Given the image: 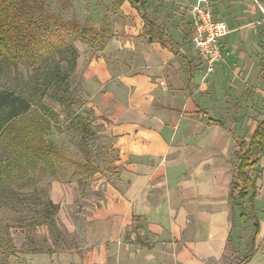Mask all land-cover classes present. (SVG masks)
<instances>
[{"label": "crops", "instance_id": "obj_1", "mask_svg": "<svg viewBox=\"0 0 264 264\" xmlns=\"http://www.w3.org/2000/svg\"><path fill=\"white\" fill-rule=\"evenodd\" d=\"M229 3L213 5L232 22ZM150 7L145 2L165 47L147 40L140 12L122 0L128 29L106 28L100 40H112L92 55L77 53L85 105L115 158L85 186L50 181L47 198L57 210L47 226L60 224L70 237L43 231L50 250L42 257L49 264H235L249 255L243 264H264V147L247 170L254 188L242 201L230 198L239 144L259 122L243 141L247 123L237 116L253 112L254 91L264 105V85L253 89L258 82L246 75L238 80L227 68L240 63L232 54L204 77V62L192 54V28L187 48L181 19L163 23ZM250 8L259 27L264 7L252 0ZM228 33L222 47L233 51ZM16 231L23 242V229Z\"/></svg>", "mask_w": 264, "mask_h": 264}, {"label": "rangeland", "instance_id": "obj_2", "mask_svg": "<svg viewBox=\"0 0 264 264\" xmlns=\"http://www.w3.org/2000/svg\"><path fill=\"white\" fill-rule=\"evenodd\" d=\"M121 1L33 0L30 14L40 16L43 18V23L45 22V28L41 27L38 38L47 45L45 49H40V54L45 58L44 62L51 64L53 59H58L56 47L59 44L71 42L77 49V53L90 51L92 55L100 46L112 40L106 38L105 40L99 39L90 42L80 38L76 31L55 21L74 20L80 25L87 21L93 28L99 30L108 28L111 32H115V29L122 25V30L125 31V27L127 28L131 22L119 9ZM193 1L145 0L148 6L151 5L148 9L159 14L163 23L175 24L179 23V18L181 19L182 34L187 48L190 47L191 36V27L188 21L189 5ZM206 1L213 17L225 19L228 26L230 24L229 29L233 30L228 33L227 39L228 43L232 45L233 51L223 50L221 40L223 58L218 63L222 64L226 57L228 58L232 54L234 59H239L240 63L227 68L231 71L236 69L238 80L241 79V75L248 76L247 80H250L251 77L256 78L258 83L252 88L261 90L264 85L263 12L259 27H254L253 18L248 13L251 9L252 0H225L226 3L231 1L228 5L232 8V12L229 11V14L233 16L232 22L220 14V8L213 5L216 0ZM258 3L264 7V0H258ZM255 5L257 11L260 12L258 5ZM192 54L203 66L199 56L193 51ZM44 62H41L40 58H32L18 64L16 69L8 64H1L0 89L23 90L26 87L25 83L32 75V68L42 66ZM202 68L204 77L208 76L204 66ZM68 81L72 94V99L68 104H62L58 101L60 91L54 88L48 91L40 104L35 102L36 106L44 105L47 111L41 109L48 118L47 128L42 131V135L55 145L61 155L53 157L50 165L43 166L41 162H38L34 169H11L9 182L0 183V191L4 193L0 201V238L2 240L0 242V264H49L42 257L50 250L43 231L46 229L53 230L65 240L70 237L60 224L56 227H48L54 226L53 224L56 223L55 212L48 205L47 191L50 181L53 179L60 182L77 181L80 185L85 186L89 183V178L94 172L105 173L112 169L110 164L115 155L110 148V139L104 133L103 125L95 121V116L85 105L84 85L82 77L76 72V68ZM256 92L259 95L254 98L250 107L253 112L237 116L247 123L246 129L242 131L241 139L243 141H246L244 140L245 137L249 135L250 130L264 115L263 99L258 91H254L253 94L255 95ZM35 108L33 105L32 109L35 110ZM3 163L4 156L2 157L0 145V167L3 166ZM90 167L94 168L95 171L87 169ZM52 170L53 174L50 173ZM19 229L24 231L23 242H21L16 231Z\"/></svg>", "mask_w": 264, "mask_h": 264}, {"label": "trees", "instance_id": "obj_3", "mask_svg": "<svg viewBox=\"0 0 264 264\" xmlns=\"http://www.w3.org/2000/svg\"><path fill=\"white\" fill-rule=\"evenodd\" d=\"M32 1L0 0V65L5 63L16 69L18 64L36 57L44 62L45 58L40 54V49H45L47 45L38 38L39 30L45 28V22L43 23L40 16L30 14ZM128 1L144 19L147 40H156L165 47L158 25L146 15L145 1ZM55 22L76 31L80 38L87 41L95 42L109 34L108 29L93 28L87 21L83 25L74 20ZM56 50L58 59H53L51 64L44 62L42 66L32 68V75L23 90L0 89V145L2 157L4 156L3 166L0 167V183L9 182L11 169H34L38 162L43 166L50 165L53 157L61 155L55 145L42 135V131L48 125V118L41 111L42 109L47 112L45 106L35 104V102L40 104L42 98L52 88L60 91L58 98L60 103L68 104L72 99L68 80L76 68L77 49L71 42H67L59 44ZM33 105L36 107L35 110L32 109ZM208 123L222 125L218 120L211 118H208ZM263 147L264 117L257 123L248 142L245 145L239 144L238 163L234 168V178L230 185L232 203L235 199L242 201L248 190L254 188L247 170L255 165ZM87 169L95 171L91 167ZM50 173L53 174V170ZM1 188L3 189L2 186ZM3 196L4 193L0 191V201ZM48 205L56 212V205L50 201ZM248 258L249 255L235 264H243Z\"/></svg>", "mask_w": 264, "mask_h": 264}, {"label": "built area", "instance_id": "obj_4", "mask_svg": "<svg viewBox=\"0 0 264 264\" xmlns=\"http://www.w3.org/2000/svg\"><path fill=\"white\" fill-rule=\"evenodd\" d=\"M189 12L193 50L204 62L206 73H211L223 58L220 42L227 35L228 27L213 17L205 0H196Z\"/></svg>", "mask_w": 264, "mask_h": 264}]
</instances>
